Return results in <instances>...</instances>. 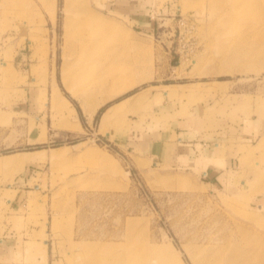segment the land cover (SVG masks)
<instances>
[{"label":"rangeland","instance_id":"374dc122","mask_svg":"<svg viewBox=\"0 0 264 264\" xmlns=\"http://www.w3.org/2000/svg\"><path fill=\"white\" fill-rule=\"evenodd\" d=\"M128 93L137 129L166 100L244 127L236 165L211 183L118 148L126 107L99 119ZM230 240L264 264V0H0V264H194Z\"/></svg>","mask_w":264,"mask_h":264},{"label":"crops","instance_id":"0c3cea01","mask_svg":"<svg viewBox=\"0 0 264 264\" xmlns=\"http://www.w3.org/2000/svg\"><path fill=\"white\" fill-rule=\"evenodd\" d=\"M166 95L168 96V93ZM133 96L134 94L131 93L125 94L107 108L108 110L113 106L116 108L119 106V108L127 109L125 113L122 111L127 121L124 130L114 132L117 138L113 141L109 138L111 131L107 133L108 139L118 148L124 147L135 155L152 161L155 165L187 169L211 183L217 182L225 170L236 165L245 146L240 136L245 135L244 127H231L221 123V117H217L218 122L211 125L206 122L201 111L197 112L196 105L189 103L187 109L182 110L181 102L173 104L166 100L165 106L174 105L165 116L169 119V123L164 128L155 129L154 132H150L149 128L145 127L137 129L132 118H134V111L139 107H135L133 101H130ZM146 110H148L147 107ZM106 111L99 119L101 125H103ZM143 111L144 107H141L140 113ZM96 114L90 119L95 120ZM114 121H117L116 117L109 119L110 123L106 125L113 128L116 126ZM257 128L258 131L263 130L260 125ZM256 132L254 130L252 133L256 134ZM232 137H235L234 140H231Z\"/></svg>","mask_w":264,"mask_h":264},{"label":"bare ground","instance_id":"6f19581e","mask_svg":"<svg viewBox=\"0 0 264 264\" xmlns=\"http://www.w3.org/2000/svg\"><path fill=\"white\" fill-rule=\"evenodd\" d=\"M111 97L112 95H110L108 99ZM108 99L106 98V99H103L101 102L96 103L95 105H90L89 107H86L85 110L92 118L95 111H97L98 107ZM67 101L71 103L69 100ZM115 108H116L115 106L109 108L107 110L106 115L111 113ZM229 242L230 243L227 245L225 244L209 245V247H205L202 250L201 248L200 249L197 248V250L196 249L193 250L195 251L193 252V254H195L197 251V252H200L199 254H201V256H198L199 258H196L193 254H191L190 256L192 257V262L194 264H238L239 262H242L243 264L249 263L250 256L247 255L248 253L242 252L243 256H237L238 254L235 255L236 253L235 251L238 250L237 248L238 246L236 244H231V240ZM183 263L186 264L185 261Z\"/></svg>","mask_w":264,"mask_h":264},{"label":"trees","instance_id":"16d2710c","mask_svg":"<svg viewBox=\"0 0 264 264\" xmlns=\"http://www.w3.org/2000/svg\"><path fill=\"white\" fill-rule=\"evenodd\" d=\"M128 94H130V93H128ZM103 110V108L101 109V111Z\"/></svg>","mask_w":264,"mask_h":264}]
</instances>
